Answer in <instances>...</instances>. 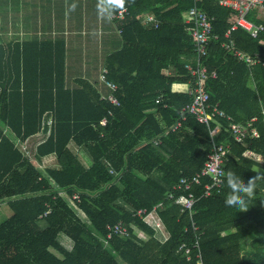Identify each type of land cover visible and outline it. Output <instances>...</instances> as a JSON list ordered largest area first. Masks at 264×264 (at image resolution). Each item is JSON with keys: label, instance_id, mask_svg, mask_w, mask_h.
Instances as JSON below:
<instances>
[{"label": "trees", "instance_id": "1", "mask_svg": "<svg viewBox=\"0 0 264 264\" xmlns=\"http://www.w3.org/2000/svg\"><path fill=\"white\" fill-rule=\"evenodd\" d=\"M51 1L60 15L44 10ZM97 3L0 0V203L11 209L0 222V264H264V180L247 211L225 205V183L202 196L208 177L188 190L196 197L191 211L166 197L212 151L209 129L181 112L191 101L185 65H194V54L183 14L192 2L135 0L120 22L101 19ZM72 4L79 11L71 16ZM199 6L217 37L204 59L217 72L206 83L210 102L235 123L257 117L258 138L236 143L224 118L214 138L227 148L223 172L247 182L264 176V66L226 58L228 10L217 0ZM147 14L157 28L142 24ZM230 39L264 59V33L253 39L237 29ZM102 66L118 106L106 99ZM50 155L56 166L43 168L39 161ZM74 192L79 201L66 197ZM159 203L165 241L135 215ZM117 223L128 235L107 239V226Z\"/></svg>", "mask_w": 264, "mask_h": 264}, {"label": "built area", "instance_id": "2", "mask_svg": "<svg viewBox=\"0 0 264 264\" xmlns=\"http://www.w3.org/2000/svg\"><path fill=\"white\" fill-rule=\"evenodd\" d=\"M192 6L183 14L184 23L187 25V33L192 40V52L194 54V65L186 64L185 69L191 77V83L187 86V92L191 96V101L182 109V119L186 114L193 115L195 119L204 124L209 129V134L212 141V151L204 162L203 167L199 172H196L191 177H182L177 183L172 186L171 191L167 192V199L174 200L179 204L181 211L187 209L192 210V206L196 197L192 192H189L193 185L200 184L202 177H208L210 182L204 184L202 196H209L213 191L219 192L223 186L221 179H223L222 165L226 156L227 148L222 143H217L215 137L221 131V124L219 119L224 118L229 123L226 130L236 143H243L246 139H254L259 137V132L254 125L257 117H252L246 123H235L218 107V103L210 102V95L206 90V83L209 79L217 77L215 70H208L204 59L207 56V49L210 41L217 37L212 34L213 17L209 16L200 6L202 0H190ZM218 4L228 10L227 23L229 27L225 32V38L228 41L223 43V48L226 51L225 57H236L244 61L248 66L261 63L264 66V59L259 54L248 55L234 47L233 41L230 39L232 31L242 29L253 39H257L261 33H264V24L256 23L250 17L258 20H264V0H217ZM129 12L126 8L120 10L114 17L113 21H123ZM263 16V19L261 18ZM142 24L147 28H157L158 20L152 15L147 14L142 20ZM261 43H263L260 40ZM107 70L103 68L99 81L111 90V93L106 99L114 104L119 105V101L114 96L117 86L106 78ZM109 114H111L109 112ZM264 116V111H262ZM106 118L100 120L101 125H105ZM50 125V120L47 122ZM181 125V120H178L169 131H175ZM19 142V141H18ZM20 147L23 152L28 153L26 143L20 142ZM34 164L37 161L33 160ZM175 191H182L179 196L175 197ZM188 191L187 193H184ZM68 200L79 201L80 194L74 192L71 196H66ZM162 207V203L155 205L152 209H138L135 215L140 218L147 226L154 230L155 236L161 241H165L169 234L159 216L158 210ZM49 211H46V215ZM109 239L112 234L120 236H127V227L122 223H117L113 226H107ZM106 241V239H105ZM197 245V244H196ZM189 249H185V254H188Z\"/></svg>", "mask_w": 264, "mask_h": 264}, {"label": "clouds", "instance_id": "3", "mask_svg": "<svg viewBox=\"0 0 264 264\" xmlns=\"http://www.w3.org/2000/svg\"><path fill=\"white\" fill-rule=\"evenodd\" d=\"M135 0H98L97 12L101 19L111 22L113 17L129 3ZM76 4L71 5V11H75ZM221 183H225L228 192L225 196V205L233 207L239 211H247L249 205L255 199L256 189L264 180V176L257 175L251 177L245 182L236 172L228 170L224 172Z\"/></svg>", "mask_w": 264, "mask_h": 264}, {"label": "rangeland", "instance_id": "4", "mask_svg": "<svg viewBox=\"0 0 264 264\" xmlns=\"http://www.w3.org/2000/svg\"><path fill=\"white\" fill-rule=\"evenodd\" d=\"M42 138V137H41ZM40 138V139H41ZM31 144H30V147H31V150H33L34 148V145H35V141H36V136L33 137L31 139ZM72 147V146H71ZM72 149H74L72 147ZM79 158L80 160L86 165L87 163H89V159L87 158V160H84L83 157H82V154L80 153L79 154ZM40 164H42L43 166L42 167H50V166H55L56 165V162H55V158L53 155H50V156H47V157H44L42 158L41 161H39ZM11 215V209L10 207L8 206V204L6 202H2L0 203V222H2L3 220H5L8 216Z\"/></svg>", "mask_w": 264, "mask_h": 264}, {"label": "crops", "instance_id": "5", "mask_svg": "<svg viewBox=\"0 0 264 264\" xmlns=\"http://www.w3.org/2000/svg\"><path fill=\"white\" fill-rule=\"evenodd\" d=\"M44 10H46V12H54V10L56 11V9L55 8H57L58 9V12H59V15H60V13H61V9H60V7H56L55 6V3H54V1H51V3H49V2H47V3H44ZM71 7V6H70ZM79 6L78 5H76V9H75V11H70V15L72 16V13H77L78 11H79ZM81 10V9H80ZM83 13V12H82ZM261 18L263 19V16H261ZM75 34V33H74ZM73 33H70V34H67L66 33V35H74ZM104 66H102L101 67V69L103 68ZM101 71V70H100ZM95 72V71H94ZM35 137V136H34ZM31 139L32 138H30L29 140H28V142H29V144H31ZM40 140V138H38V135H36V143L35 144H37V142ZM42 165V164H41ZM43 166V165H42ZM56 166V165H55ZM55 166H50V167H55ZM47 167V166H46ZM44 168V167H43Z\"/></svg>", "mask_w": 264, "mask_h": 264}]
</instances>
